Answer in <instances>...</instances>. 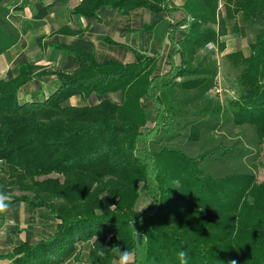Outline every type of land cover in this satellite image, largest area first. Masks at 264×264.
<instances>
[{
  "label": "trees",
  "instance_id": "obj_1",
  "mask_svg": "<svg viewBox=\"0 0 264 264\" xmlns=\"http://www.w3.org/2000/svg\"><path fill=\"white\" fill-rule=\"evenodd\" d=\"M100 6L122 13L137 6L182 9L184 17L169 29L171 55L178 53L180 64L150 77L155 57L136 49L130 63L96 62L93 51L57 43L78 60L74 70L23 62L14 77L0 78V159L7 177L0 178V191L11 203L44 206L58 219L52 235L6 253L7 264L61 263L80 241H89V264H113L119 259L113 246L133 252L130 264H179L181 249L189 264H264V178L237 164L243 146L229 142L228 133L212 134L228 123L247 124L264 139V31L247 54H225L229 69L237 70L238 91L224 103L205 96L215 84V61L197 56L208 42L224 47L220 6L228 18L241 11L248 19L264 13V0H183L178 6L169 0H80L72 13L94 15ZM8 13L0 5V53L18 38ZM181 25L186 32L176 39ZM42 73L56 75L55 89L21 100L20 86ZM117 89L120 102H64L73 94L85 100ZM146 98L157 108L148 130ZM141 192L151 201L138 211ZM132 223L146 235L139 246Z\"/></svg>",
  "mask_w": 264,
  "mask_h": 264
},
{
  "label": "crops",
  "instance_id": "obj_2",
  "mask_svg": "<svg viewBox=\"0 0 264 264\" xmlns=\"http://www.w3.org/2000/svg\"><path fill=\"white\" fill-rule=\"evenodd\" d=\"M58 1L0 0V5L9 8L8 19L18 29L17 40L0 53V78L14 77L18 73V65L23 62L37 64L43 69H60L66 72L74 70L79 64L78 60L71 53L54 47L57 43L72 44L93 51L96 62L112 59L130 63L135 60L136 49L155 57L150 77L164 74L172 65L180 64V55L178 53L171 55L173 45L169 40V29L170 25L184 17L182 9L154 11L145 6H137L127 13H122L116 7L100 6L94 15H79L72 13V10L80 0ZM182 1L169 0V6H178ZM52 2L58 3L44 15L36 16L42 6ZM220 9L226 27V33L219 37L224 42V47L218 48L214 42L212 48L205 44L198 50L197 56L207 55L210 60L217 61L215 84L205 92V96L224 103L218 95L221 92L218 91L229 88L233 92L234 89L226 80V64L223 63L224 67L220 70V60L217 56L220 55L224 61L226 53L238 49L247 54L249 44L256 39V34L264 31V13L246 19L239 11L234 17L228 18L222 6ZM212 26L216 28V24ZM185 32L184 26L181 25L175 30V38L180 39ZM245 45L248 48L247 52ZM55 79L54 73L35 75L20 86L18 97L21 100L29 99L36 91H40L39 94L45 97L55 89ZM220 85L225 87L222 88ZM103 97L120 102L122 93L119 89L102 94L95 93L85 100H82L79 94H73L64 102L72 105L91 104ZM235 97L226 96V100ZM142 105L147 116L143 129L148 130L155 123L157 108L149 98L143 99ZM1 168L0 162V178L5 180L6 175ZM144 194L149 197L146 192ZM12 205L14 210L0 217V264H7L10 261L6 253L22 241L33 243L42 237L52 235L58 222L55 215L44 206L30 207L25 201H15ZM83 244L85 241L77 242L75 251L63 262L56 264H89V242L86 248L82 247ZM76 253L77 258L74 257Z\"/></svg>",
  "mask_w": 264,
  "mask_h": 264
},
{
  "label": "rangeland",
  "instance_id": "obj_3",
  "mask_svg": "<svg viewBox=\"0 0 264 264\" xmlns=\"http://www.w3.org/2000/svg\"><path fill=\"white\" fill-rule=\"evenodd\" d=\"M208 48V47H207ZM206 47L205 49L208 50ZM245 51L247 52V46H244ZM210 51V50H208ZM216 53V50H214ZM211 52V51H210ZM218 55V54H217ZM218 60H220V70L224 67V64H226L225 67V73H226V80L227 83L234 89L233 92H231V89H222L219 97L225 102L226 96H236L238 87L235 85V75L237 73V70L235 69L234 72L229 69L228 62L221 60V56H217ZM216 58V59H217ZM215 61V60H214ZM219 62V61H218ZM216 65H218L217 61H215ZM225 87V85H220ZM232 89V90H233ZM221 128V127H220ZM219 129V128H218ZM228 133L229 142H237L239 145L243 146V156H241V160L237 162V164L241 168H246L248 170H251L255 173L257 180H261L264 178V139H259L255 133L253 132V129L250 125H234L232 123H228L225 126H222V130H214L212 131V134L217 137L221 138L222 136H225ZM237 161V160H236ZM4 178L7 180V177L4 176ZM149 197L144 194V192L140 193V197L138 198L135 208L138 211L143 210V208H147L149 204ZM88 242L86 241L85 244H83L82 247H87ZM131 261V260H130ZM113 264H119V259H116L113 261Z\"/></svg>",
  "mask_w": 264,
  "mask_h": 264
},
{
  "label": "clouds",
  "instance_id": "obj_4",
  "mask_svg": "<svg viewBox=\"0 0 264 264\" xmlns=\"http://www.w3.org/2000/svg\"><path fill=\"white\" fill-rule=\"evenodd\" d=\"M150 204V203H149ZM148 204V205H149ZM114 207V206H113ZM144 209V208H143ZM14 210L13 205L11 203V197L4 192L0 191V215H7L11 213ZM132 229H133V235L137 242V245L144 241L146 239V235L139 233L133 226L132 223ZM103 248L97 252V255L100 257L104 256ZM118 256L119 258V264H130V260L133 256V252L129 249L121 250L119 247L113 246L111 248ZM178 259L179 264H189V254L186 250L181 249L178 252ZM230 264H237L236 260L230 261Z\"/></svg>",
  "mask_w": 264,
  "mask_h": 264
},
{
  "label": "built area",
  "instance_id": "obj_5",
  "mask_svg": "<svg viewBox=\"0 0 264 264\" xmlns=\"http://www.w3.org/2000/svg\"><path fill=\"white\" fill-rule=\"evenodd\" d=\"M206 45H207L209 48H212V47L214 46V44H213L212 42H208ZM0 162H1V159H0Z\"/></svg>",
  "mask_w": 264,
  "mask_h": 264
}]
</instances>
